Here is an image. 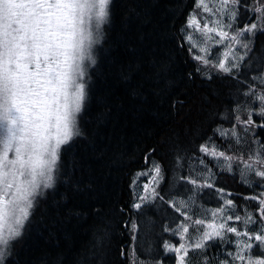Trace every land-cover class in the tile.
Returning a JSON list of instances; mask_svg holds the SVG:
<instances>
[{
    "label": "trees",
    "instance_id": "obj_1",
    "mask_svg": "<svg viewBox=\"0 0 264 264\" xmlns=\"http://www.w3.org/2000/svg\"><path fill=\"white\" fill-rule=\"evenodd\" d=\"M256 3L258 0H241L240 23L258 15L251 11ZM194 4L195 0H110L107 21L91 50L95 63L85 62L86 96L77 114L82 134L61 146L54 187L36 197L3 264H132L133 250L141 261L155 258L158 264H171L176 254L167 253L163 243L178 246L180 240L164 228L176 227L184 217L160 200L146 204L139 212L133 207L139 203L136 193L145 177L137 180V174L148 167L146 157L164 168L158 191L165 200L173 198L175 192H180L175 199H187L193 194L188 192L192 185L180 177L211 170L212 175L205 173L198 183L214 186L196 193L195 204L187 209L190 231L192 220L201 218L193 213L216 210L223 204L217 189L231 193L228 198L234 200L236 211L254 214L259 223L257 204L264 192V179L250 174L249 183H244L235 163L231 171H225L198 149L213 137L219 150L247 157L249 149L255 151L264 144V129L236 124L234 111L246 102L251 105L250 98L243 95L249 83L259 91V80L252 78L264 72V33L251 37V51L232 76L217 74L212 68V78L208 79L207 72H197L198 65L202 70L206 66L194 57L207 55L210 65H215L217 53L224 60L228 49L216 43L220 38L213 33L207 54L199 45L189 51L185 36L193 34L192 44L200 36L192 28L182 31ZM199 17H203L202 12ZM211 17L205 14L200 27L213 20ZM233 49L241 55L246 52L238 45ZM239 115L245 120L248 112ZM224 116L228 119H222ZM252 119L256 125L264 123L258 115ZM233 124L239 143L230 136H214L217 127L230 129ZM177 156L183 157L179 164L174 163ZM201 159L205 160L203 165ZM253 196L257 200L244 199ZM210 222L205 220V225ZM228 223L240 225L235 219ZM234 250V243L216 240L197 252L211 264L230 260L227 253ZM251 254L258 255L257 246Z\"/></svg>",
    "mask_w": 264,
    "mask_h": 264
},
{
    "label": "snow or ice",
    "instance_id": "obj_2",
    "mask_svg": "<svg viewBox=\"0 0 264 264\" xmlns=\"http://www.w3.org/2000/svg\"><path fill=\"white\" fill-rule=\"evenodd\" d=\"M109 3L110 0H0V264L11 242L21 235L36 197L43 190L54 187L61 146L82 134L77 126V114L86 96L85 62L95 63L91 50L100 39L101 25L107 21ZM240 6L241 0H211V4L208 0H195L194 12L182 29L187 32V28H194L200 34L196 44L191 43L193 34L185 36L190 52L199 45L207 54L213 33L220 38L216 43L228 49L224 60L217 53L215 65H210L207 55L194 57L206 66L202 70L198 65L197 72H207L208 79L212 78V68L217 74L232 76L234 69H240L247 51H251V37L258 32L264 33V0L251 6V11L258 15L244 23L239 22ZM200 10L216 15V19L204 23L201 28ZM233 45L245 49V54L234 50ZM252 80H259V91L248 84L243 95L250 98L251 105L247 102L243 107L238 105L234 110L235 121L264 129V123L256 125L252 119L254 114L264 118V72ZM245 110L247 119L241 120L239 113ZM236 124L230 129L217 127L214 136H230L239 143ZM248 130L244 128L245 132ZM198 151L205 157H212L225 171H231L235 163L244 183H249L250 174L264 179V144L255 151L249 149L248 156L242 157L219 150L213 137H208ZM182 159L177 156L174 163L179 164ZM199 162L203 165L205 160ZM238 162L243 163L242 168ZM145 163L148 167L137 174V180L149 177L143 184L145 195L136 193L139 203H134L133 207L139 212L146 204L160 200L184 217L176 227L164 228L173 237L179 236L178 246L168 241L163 243L167 253L176 254V264H209L200 258L197 250L205 249L209 241L216 240L234 243L235 250L227 253L230 260L225 258L211 264H264V192L257 204L259 223L254 214L244 212L241 215L236 211L234 200L228 198L231 193L217 189L223 204H218L216 210L193 213L201 218L192 220L190 231L187 225L191 217L187 209L195 204L196 193L214 186L211 182L198 183L205 173L212 175L211 170L205 168L195 176L180 177L192 185L188 192L193 194L187 199H175L180 195L175 192L173 198L165 200L158 191L164 178L162 164L155 160L150 162L147 157ZM244 199L257 200V197ZM233 219L240 222L239 228L228 223ZM205 220L211 222L205 225ZM136 228V223L132 222V230ZM254 246L258 247L257 256L251 254ZM192 252L196 255H191ZM130 259L132 264H158L155 258L141 261L135 250Z\"/></svg>",
    "mask_w": 264,
    "mask_h": 264
},
{
    "label": "rangeland",
    "instance_id": "obj_3",
    "mask_svg": "<svg viewBox=\"0 0 264 264\" xmlns=\"http://www.w3.org/2000/svg\"><path fill=\"white\" fill-rule=\"evenodd\" d=\"M208 2H209V4H211V0H208ZM201 12L203 13V11L201 10ZM205 14H208V13H203V19H205ZM209 15V14H208ZM202 18L201 17H198V20L200 21V19H201V21H202ZM212 19H216V15H213V17H211ZM206 23V22H205ZM204 24V23H203ZM203 24H202V27H203ZM192 29H194V28H192ZM233 47H234V45H233ZM148 180H149V177H145V179H144V181L142 180L141 182H139L140 183V185L138 186V190H137V193H139V195H142L143 193H144V195H145V192L143 191V184L144 183H147L148 182ZM173 257L174 258H172V259H174L173 261H172V263L171 264H176V255L174 256L173 255Z\"/></svg>",
    "mask_w": 264,
    "mask_h": 264
}]
</instances>
